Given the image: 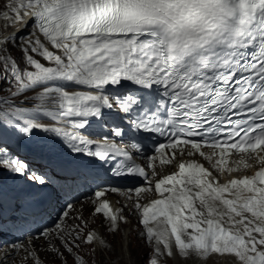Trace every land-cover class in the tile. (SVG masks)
<instances>
[{
  "label": "snow or ice",
  "instance_id": "6c2138e0",
  "mask_svg": "<svg viewBox=\"0 0 264 264\" xmlns=\"http://www.w3.org/2000/svg\"><path fill=\"white\" fill-rule=\"evenodd\" d=\"M10 11L15 20L27 15L24 28L31 22L33 31L0 39L2 51L19 36L21 53L19 60L0 55V62L17 91H31L37 103L29 109L0 100L8 106L0 110V219L18 206L58 202L82 167L103 168L120 157L131 162L117 138L142 152L159 134L167 143L154 144L147 157L152 177L160 175L157 161L173 165L185 154L212 162L216 175L181 160L153 189L145 167L110 169L133 182L142 178L124 195L141 214L142 235L154 242L149 264L157 255L185 264H264V0H19ZM41 117L59 126L37 122ZM37 130L46 134L39 141ZM233 152L240 156L235 166ZM22 153L47 159L46 169L31 168ZM252 159L261 165L254 174L220 183V173L249 168ZM153 191L160 198L141 204ZM105 195L94 193L93 211L116 231L126 218ZM54 230L69 253L75 241L95 238L92 232L81 238L79 225L71 240L60 223ZM75 264L84 262L76 256Z\"/></svg>",
  "mask_w": 264,
  "mask_h": 264
},
{
  "label": "rangeland",
  "instance_id": "374dc122",
  "mask_svg": "<svg viewBox=\"0 0 264 264\" xmlns=\"http://www.w3.org/2000/svg\"><path fill=\"white\" fill-rule=\"evenodd\" d=\"M13 2L14 0H5L3 4L0 2V11L3 10V8H7L8 6H11ZM19 43H20V39L18 38L15 42H12L11 45L16 47V45ZM13 52H14V48H8V49L2 50L0 52V55L12 56L14 59L19 60L20 57L13 55ZM40 62L46 63L43 59H41ZM26 67L27 65H25L24 63L19 68L21 71H23ZM28 70H32V69L29 67ZM0 84H2V87H0V100L7 99L9 103L17 107H24V108H29V109H31L34 106V104L37 103L34 99H32L33 93L31 91H25L23 93H20L17 91L16 82L12 80L10 77H6L5 75L3 62H0ZM12 93H16V95H12ZM25 97H28L29 99L26 101ZM7 107H8L7 105L0 104V110H4ZM89 223L91 224L93 228L97 230L99 229L98 230L99 234L101 232L102 236L105 237L104 244H102L101 249H98V248L96 249V246L93 244V242L91 244H85L82 242V240H78V242H76L78 247H73L74 249L72 250L71 253H69L63 247V244L61 243L62 247L58 249V252L62 253V250H63L67 254H65L64 257L62 256L63 254L59 255L57 258L53 256V254H50L46 251L41 250L40 256H41V259H43V263L44 264H75V257L79 256L84 262V264H93V261H95V264H124V261H125V264H149L150 259L153 258L154 243L150 241L147 242L146 240L142 239L136 233V230L135 231L133 230L134 221H130L129 223H123L121 224V227L117 226L116 231H111L110 229L107 228V226L99 224V223H102L99 217H96ZM118 235H119V238H118ZM143 243L144 244L148 243L151 245L146 247ZM115 244L116 246H118L117 248L119 250H123L122 251L123 257L126 256L127 254L126 257L121 258L119 257L121 256L119 254V255H116V257L109 258L108 254L111 253V251L114 249L112 248V246ZM173 247H174V243H173ZM131 249H134L137 252L136 254H134L132 263L130 262L132 258L131 259L129 258V252H128V251H131ZM162 249L163 247L161 248V250ZM118 252L119 251H117V253ZM155 258L157 259V264H185L183 258H180V257H177L174 259L170 257L166 258L164 256L157 255ZM209 264H211V261H209Z\"/></svg>",
  "mask_w": 264,
  "mask_h": 264
},
{
  "label": "bare ground",
  "instance_id": "6f19581e",
  "mask_svg": "<svg viewBox=\"0 0 264 264\" xmlns=\"http://www.w3.org/2000/svg\"><path fill=\"white\" fill-rule=\"evenodd\" d=\"M0 2L3 4L4 2H5V0H0ZM19 3V0H14V2H13V4L11 5V6H8L7 8H3V10H1L0 11V39H2L4 36H11L13 33H17V30H21V32H20V34L19 35H22L24 38H28V36H29V33H31L32 31H33V26H32V24L29 22L28 23V25H27V28H24V18L27 16V15H24L23 16V18L22 19H19V20H15V17H14V15H13V13L10 11V9L12 8V7H14V6H16L17 4ZM24 11H26V9L24 10ZM15 20V22H13ZM19 38V36L17 37V39ZM16 39V40H17ZM41 39H43L42 38V36H41ZM15 42V41H14ZM12 44V43H11ZM11 44H9L8 45V47L6 48V49H8V48H14V52H13V55H16L17 57H20L21 56V53L19 52V51H17V47H14V46H12ZM49 47H50V45H48ZM50 50H53V51H56L55 49H51L50 48ZM1 52V51H0ZM4 52V51H3ZM57 54H59V53H57ZM34 58H36V59H38V60H41L42 58L41 57H39V56H34ZM24 63L23 62H21L20 64H19V67H21V65H23ZM26 65V64H25ZM11 82V81H10ZM8 83V82H7ZM12 83V82H11ZM15 85V84H14ZM8 86V85H7ZM7 90V89H6ZM13 90V89H12ZM11 90V91H12ZM8 91H9V89H8ZM7 91V92H8ZM131 214H133V213H131ZM133 216H135V214H133ZM121 225V223H117V226L118 225ZM96 227V226H95ZM99 230V229H98ZM97 229H95L94 230V232H93V234H94V240H93V244L96 246V249L98 248V249H101L102 248V245L101 244H99V241L100 240H105V237H103L102 236V233L100 232V234H99V231H98ZM129 234V233H128ZM99 235V236H98ZM107 236V235H106ZM46 238H49V234L47 233V232H45L43 235H38V236H36L34 239H33V241H34V243H35V247H38V245H40V243L41 242H43L44 241V239H46ZM118 238H119V235H118ZM150 242H152V241H150ZM152 243H154V242H152ZM144 244V243H143ZM146 247H148L149 245H151V244H144ZM118 246H116V244L115 245H113L112 246V248H114L112 251H111V253H109L108 254V256H109V258L111 257V258H113V257H116V255H121V256H119V257H123V250H119L118 248H117ZM162 248V247H161ZM117 251H119L118 253H117ZM162 251H163V249H162ZM125 252V251H124ZM129 252V258L131 259L132 258V260H130V262L132 263V261H133V258H134V254H136L137 252H136V250H134V249H131V251H128ZM126 256H127V254H126ZM126 256H124V257H126ZM123 257V258H124ZM164 257H166V256H164ZM166 258H168V257H166ZM115 259V258H114ZM123 261V260H122ZM26 262V261H25ZM24 262V263H25ZM121 263V262H120ZM124 264H125V261H124Z\"/></svg>",
  "mask_w": 264,
  "mask_h": 264
}]
</instances>
